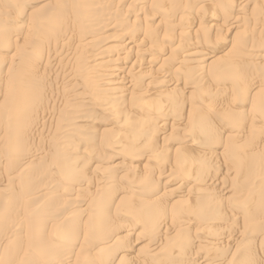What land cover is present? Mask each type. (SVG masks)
<instances>
[{
	"label": "rangeland",
	"instance_id": "1",
	"mask_svg": "<svg viewBox=\"0 0 264 264\" xmlns=\"http://www.w3.org/2000/svg\"><path fill=\"white\" fill-rule=\"evenodd\" d=\"M0 264H264V0H0Z\"/></svg>",
	"mask_w": 264,
	"mask_h": 264
},
{
	"label": "bare ground",
	"instance_id": "2",
	"mask_svg": "<svg viewBox=\"0 0 264 264\" xmlns=\"http://www.w3.org/2000/svg\"><path fill=\"white\" fill-rule=\"evenodd\" d=\"M229 18V17H228ZM128 36V35H127ZM206 47H208V46H206ZM217 47V46H216ZM217 49H218V47H217ZM219 50V49H218ZM218 50H217V52H218ZM219 52H220V50H219ZM208 54H209V52H207ZM211 53V52H210ZM218 54V53H217ZM212 55V54H211ZM222 56V55H221ZM121 57V56H120ZM208 57H210V56H207V58ZM217 57H220V56H217ZM204 58V57H203ZM213 59V58H212ZM216 59H218V58H216ZM213 61V60H212ZM85 64V63H84ZM221 67V66H220ZM115 68V67H114ZM117 76V75H116ZM108 81V80H107ZM127 82V81H126ZM111 83V82H110ZM130 84V83H129ZM30 94V93H29ZM25 97V96H24ZM25 102H27V101H25ZM29 103V102H28ZM151 107V106H150ZM150 107H149V109H150ZM258 112V111H257ZM259 123V122H258ZM260 127V126H259ZM147 135V134H146ZM184 146V145H183ZM180 159V158H179ZM187 160V159H186ZM187 162V161H186ZM190 164V163H189ZM82 165V164H81ZM192 166V165H191ZM181 168V167H180ZM187 168H188V166H187ZM187 171V170H186ZM191 174V173H190ZM184 175V174H183ZM197 177H199V176H197ZM148 203V202H147ZM127 227V226H126ZM106 228V227H105ZM125 231V230H124ZM129 234V233H128ZM262 256V255H261ZM23 258V257H22Z\"/></svg>",
	"mask_w": 264,
	"mask_h": 264
}]
</instances>
